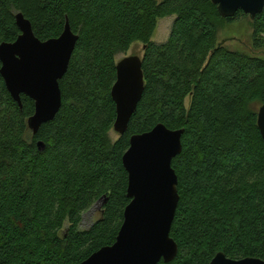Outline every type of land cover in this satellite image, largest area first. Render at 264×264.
Returning <instances> with one entry per match:
<instances>
[{
  "label": "trees",
  "instance_id": "1",
  "mask_svg": "<svg viewBox=\"0 0 264 264\" xmlns=\"http://www.w3.org/2000/svg\"><path fill=\"white\" fill-rule=\"evenodd\" d=\"M19 12L43 41L67 20L79 39L60 80L62 106L37 134L28 126L34 100L22 95L20 107L0 72V264H79L114 244L131 201L123 155L133 135L159 123L184 133L172 161L178 254L158 264H210L219 252L264 260V9L251 19L241 10L224 18L212 0H0V43L21 34ZM169 16L170 35L157 43ZM242 17L252 48L223 45L220 32ZM135 42L145 46V90L113 140L117 57ZM99 202L100 217L81 228Z\"/></svg>",
  "mask_w": 264,
  "mask_h": 264
},
{
  "label": "water",
  "instance_id": "2",
  "mask_svg": "<svg viewBox=\"0 0 264 264\" xmlns=\"http://www.w3.org/2000/svg\"><path fill=\"white\" fill-rule=\"evenodd\" d=\"M224 18L238 11L254 19L264 9V0H212ZM21 34L14 42L0 43L1 75L20 107L22 95L34 100L35 112L28 120L33 134L52 121L62 106L60 80L65 76L79 35L67 20L62 34L39 39L29 19L16 15ZM117 78L112 87L117 116L114 130L123 135L145 90L143 60L139 55L117 61ZM258 127L264 139V104L258 108ZM184 129L159 123L152 130L135 134L123 155L128 172V197L124 220L114 244L104 246L79 264H158L172 261L178 244L170 232L180 195L173 159L182 152ZM44 148L43 142H38ZM210 264H264L257 257L231 259L219 252Z\"/></svg>",
  "mask_w": 264,
  "mask_h": 264
},
{
  "label": "rangeland",
  "instance_id": "3",
  "mask_svg": "<svg viewBox=\"0 0 264 264\" xmlns=\"http://www.w3.org/2000/svg\"><path fill=\"white\" fill-rule=\"evenodd\" d=\"M174 20L175 16H169L160 19L152 39L157 43L165 42L170 35ZM219 40L223 45L234 49L252 48V28L250 24V17H242L229 24L220 32ZM144 50L145 46L142 42H135L132 44L130 50L126 54H121L117 57V61L128 55H139L142 57L144 55ZM257 55L264 57V51H258ZM188 102L189 98L187 99V103ZM110 135L113 140H116L119 137V133H117L114 128ZM101 208L102 202H99L90 210L85 212L81 223V228L85 229L89 227L95 220H97L100 217ZM68 225L69 224L66 223L65 228H67Z\"/></svg>",
  "mask_w": 264,
  "mask_h": 264
}]
</instances>
